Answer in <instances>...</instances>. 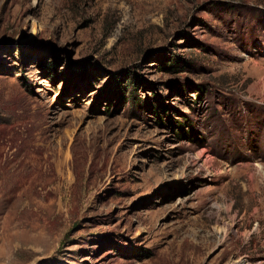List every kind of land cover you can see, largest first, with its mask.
<instances>
[{
  "label": "rangeland",
  "instance_id": "obj_1",
  "mask_svg": "<svg viewBox=\"0 0 264 264\" xmlns=\"http://www.w3.org/2000/svg\"><path fill=\"white\" fill-rule=\"evenodd\" d=\"M240 263L264 0H0V264Z\"/></svg>",
  "mask_w": 264,
  "mask_h": 264
},
{
  "label": "bare ground",
  "instance_id": "obj_2",
  "mask_svg": "<svg viewBox=\"0 0 264 264\" xmlns=\"http://www.w3.org/2000/svg\"><path fill=\"white\" fill-rule=\"evenodd\" d=\"M204 155H205V154H204ZM206 159H208V158H206ZM206 159H205V160H206ZM240 264H243V263H240Z\"/></svg>",
  "mask_w": 264,
  "mask_h": 264
}]
</instances>
